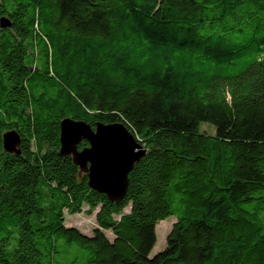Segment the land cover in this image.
Masks as SVG:
<instances>
[{
    "label": "trees",
    "instance_id": "16d2710c",
    "mask_svg": "<svg viewBox=\"0 0 264 264\" xmlns=\"http://www.w3.org/2000/svg\"><path fill=\"white\" fill-rule=\"evenodd\" d=\"M0 19V264H264V0H0ZM66 118L146 150L122 200L60 154ZM93 212L90 235L68 225Z\"/></svg>",
    "mask_w": 264,
    "mask_h": 264
},
{
    "label": "water",
    "instance_id": "95a60500",
    "mask_svg": "<svg viewBox=\"0 0 264 264\" xmlns=\"http://www.w3.org/2000/svg\"><path fill=\"white\" fill-rule=\"evenodd\" d=\"M0 19V27H8ZM86 141L88 146L79 150ZM60 154L70 156L80 174L87 176L88 187L104 194L110 202L122 200L126 194L127 176L145 154V149L122 124H96L92 129L81 121L60 122ZM20 138L14 131L2 135L3 150L19 155Z\"/></svg>",
    "mask_w": 264,
    "mask_h": 264
},
{
    "label": "rangeland",
    "instance_id": "374dc122",
    "mask_svg": "<svg viewBox=\"0 0 264 264\" xmlns=\"http://www.w3.org/2000/svg\"><path fill=\"white\" fill-rule=\"evenodd\" d=\"M200 130L205 131L207 133L213 132L212 128L209 125L201 126ZM128 209L129 208H125L123 212L124 213L128 212ZM66 220L69 226L76 228L78 231L86 235H90L93 228L95 227L94 212L91 215L78 214L73 216H67ZM162 221L163 222H158V224L156 225L155 228L156 243L153 249L151 250L149 257H152L153 255H155L157 252L161 251L165 247V238L168 232L170 231L171 224L174 221V217H169ZM104 235L107 238L111 239L110 232H104Z\"/></svg>",
    "mask_w": 264,
    "mask_h": 264
}]
</instances>
